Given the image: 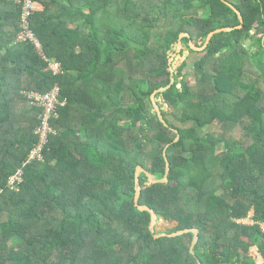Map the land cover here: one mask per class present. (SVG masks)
I'll return each instance as SVG.
<instances>
[{"label": "trees", "instance_id": "trees-1", "mask_svg": "<svg viewBox=\"0 0 264 264\" xmlns=\"http://www.w3.org/2000/svg\"><path fill=\"white\" fill-rule=\"evenodd\" d=\"M34 3L30 26L61 72L18 38L17 0H0V264H264V0L231 2L242 27L201 51L189 40L202 46L210 31L240 24L222 0ZM181 32L200 55L193 83L174 74L155 95L164 126L150 95L170 83ZM55 84L66 99L55 133L12 190L41 113L24 91ZM166 145L168 181L141 172L138 203L174 222L164 232L198 229L194 255L192 232L155 238L150 213L134 205L136 166L162 178ZM250 212L252 223L238 221Z\"/></svg>", "mask_w": 264, "mask_h": 264}, {"label": "built area", "instance_id": "built-area-1", "mask_svg": "<svg viewBox=\"0 0 264 264\" xmlns=\"http://www.w3.org/2000/svg\"><path fill=\"white\" fill-rule=\"evenodd\" d=\"M17 2L20 5V31L18 33V38L22 41L32 43L36 52L47 62V69L51 71L52 74H59L61 72L60 62L45 56L42 51V43L30 26V19L35 10L34 0H17ZM24 95L31 105L41 108V113L38 117L39 122L33 129V133L37 136L34 146L28 152L22 166L18 167L7 179V187L16 191L23 181V166L32 161L43 160V150L48 142V138L50 134L55 133V130L50 124V120L58 116V109L63 107L66 103V99L60 96L58 84H55L48 92L40 93L38 91L29 90L24 91ZM251 217L252 212H250L247 217L238 221L252 223L253 220ZM245 219L246 221H244ZM261 230L264 231V223H261Z\"/></svg>", "mask_w": 264, "mask_h": 264}, {"label": "water", "instance_id": "water-1", "mask_svg": "<svg viewBox=\"0 0 264 264\" xmlns=\"http://www.w3.org/2000/svg\"><path fill=\"white\" fill-rule=\"evenodd\" d=\"M224 3H226L227 5H229L238 15V18L240 20V24L236 27H220V28H216L212 31H210L207 36H206V39H205V42L203 43L202 46H196L194 44V42L192 40H189V46L194 49V50H197V51H201L203 50L209 43L211 37L215 34V33H219V32H227V31H231L232 29L234 28H240L242 27V23H243V17L242 15L240 14V12L238 11V9L231 3L229 2L228 0H222ZM186 36L190 39V36L188 33L186 32H181L178 36V40H177V48L175 49V52L177 51H180L181 50V47H182V38ZM174 56V53L169 56L168 58V70H169V73H170V83L166 86H163V87H159L157 89H155L151 95H150V99H151V103H152V106H153V109L158 117V119L160 120V122L164 125V126H168L167 122L165 121V119L163 118L162 114H161V111H160V107H159V104L158 102L156 101V98H155V95L159 92H162L164 90H166L168 87L171 86V84L174 82V70H173V67H172V57ZM174 131L177 132L176 129H174ZM179 138V135L177 133L175 139L173 142H176ZM169 145V144H168ZM165 146L164 150H163V154H164V157H165V173H164V176L162 178H155L154 175L149 172L148 170H146L143 166L141 165H137L136 168H135V175H134V181H135V193H134V205L140 210V211H148L150 213V223H149V230L151 231V233L153 234V236L155 238L157 237H160V236H177V235H181L183 233H187V232H192L193 233V238H192V241H191V244H190V253L194 255V246L198 240V229L196 228H185V229H182V230H178V231H175V232H172V233H168V232H161V233H157L156 232V224H157V221H158V216L157 214L155 213V211L150 208L149 206L147 205H142V204H139L138 203V198L140 196V190H141V186H140V180H139V175L141 172H143L146 177H147V180L148 182L150 183H156V182H167L168 181V174H169V161L166 157V148L167 146ZM198 263H200L198 261Z\"/></svg>", "mask_w": 264, "mask_h": 264}, {"label": "rangeland", "instance_id": "rangeland-1", "mask_svg": "<svg viewBox=\"0 0 264 264\" xmlns=\"http://www.w3.org/2000/svg\"><path fill=\"white\" fill-rule=\"evenodd\" d=\"M228 1L233 2V3L238 2V0H228ZM244 46L246 49L251 51L250 53H252V50L256 49V43L252 42L250 40H246L244 43ZM176 48H177V45L174 46L173 50L170 52V55H169V56H171L174 53V56L172 57V63H171L173 70H174V74H180L182 72H185L190 83H193L194 79H193V76L191 75L192 70H193V62L195 61L196 58H198V56L200 54L191 53V51L183 43H182V47H181L180 51L175 52ZM182 66H183V68L181 69ZM230 88L231 87L228 85L227 86L223 85L221 87V89H225L224 91H226V94L228 96H229ZM156 101L160 102V99L156 98ZM204 131L216 132V131H220V130L215 125H208L205 127ZM235 135L238 136L239 133L236 131ZM244 221H246V219ZM173 225H174V222H169V221L164 220L163 218H160L156 224V231L160 232V233L164 232L168 228H171ZM257 260L259 262L260 258L257 257Z\"/></svg>", "mask_w": 264, "mask_h": 264}]
</instances>
